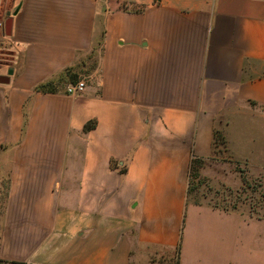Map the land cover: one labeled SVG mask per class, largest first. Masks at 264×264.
Listing matches in <instances>:
<instances>
[{"label": "crops", "instance_id": "0c3cea01", "mask_svg": "<svg viewBox=\"0 0 264 264\" xmlns=\"http://www.w3.org/2000/svg\"><path fill=\"white\" fill-rule=\"evenodd\" d=\"M93 50L95 83L60 90ZM194 160L264 170V0L0 13V264H261L264 218L189 194Z\"/></svg>", "mask_w": 264, "mask_h": 264}, {"label": "rangeland", "instance_id": "374dc122", "mask_svg": "<svg viewBox=\"0 0 264 264\" xmlns=\"http://www.w3.org/2000/svg\"><path fill=\"white\" fill-rule=\"evenodd\" d=\"M14 0H1L0 13L4 11H11ZM99 62V52L95 50L82 55L71 66L70 73L77 75V80L85 79L87 85L95 83V77L98 75L96 72ZM66 81V80H65ZM66 83H61V88L65 89ZM68 84V83H67ZM217 144L222 143V140H217ZM228 183H224L222 175H219L218 166H210L196 170H191V180L189 185V193L197 196L198 201H210L213 203H220L221 205L235 203L236 208H240L242 212L246 211L250 216L264 218V170L246 171L244 166L238 163L232 164ZM234 172H237L234 174ZM223 174V173H222ZM226 174V173H225ZM239 176L241 181L237 186L234 183V178ZM242 177L246 179L247 187L242 190L244 183ZM6 183L4 179L0 180V214L2 212L3 198L6 193ZM205 198V199H204ZM264 260V258H261ZM264 264V261L261 263Z\"/></svg>", "mask_w": 264, "mask_h": 264}, {"label": "trees", "instance_id": "16d2710c", "mask_svg": "<svg viewBox=\"0 0 264 264\" xmlns=\"http://www.w3.org/2000/svg\"><path fill=\"white\" fill-rule=\"evenodd\" d=\"M64 81V82H69V83H76L78 80H77V75L76 74H74V73H70V68H68V69H66L63 73H62V75L60 76V81ZM66 80V81H65ZM37 89H39V90H42V91H48V92H56L57 90H58V88H57V86L54 84V82L53 81H47V82H45V83H42V84H40L38 87H37ZM94 125H93V122H88L85 126H84V129H89V128H92ZM216 137H217V140H222V137H221V135L219 134V133H216ZM222 143H223V141H222ZM200 166V161H198V160H194L193 162H192V166H191V170L193 169H197L198 167ZM242 182L244 183V186L242 187V190L245 188V186L247 187V184H246V179H244L243 177H242ZM188 193H189V191H188ZM189 194H191V193H189ZM212 204H214V206H218L220 203H213L212 202ZM223 206V208L224 209H230V208H236V204L235 203H233V204H230V206L228 205V204H225V205H222ZM256 218H262V217H256ZM180 248L178 247V250H177V255H179V250ZM0 263H2L1 261H0Z\"/></svg>", "mask_w": 264, "mask_h": 264}, {"label": "built area", "instance_id": "2783aa9c", "mask_svg": "<svg viewBox=\"0 0 264 264\" xmlns=\"http://www.w3.org/2000/svg\"><path fill=\"white\" fill-rule=\"evenodd\" d=\"M86 85L87 84H86L85 79H80L76 83L67 84L64 91L65 93L70 94V95L81 93L84 91Z\"/></svg>", "mask_w": 264, "mask_h": 264}, {"label": "water", "instance_id": "95a60500", "mask_svg": "<svg viewBox=\"0 0 264 264\" xmlns=\"http://www.w3.org/2000/svg\"><path fill=\"white\" fill-rule=\"evenodd\" d=\"M5 26H6V30L8 31V29H9V27H10V26H9V21L6 22V25H5Z\"/></svg>", "mask_w": 264, "mask_h": 264}]
</instances>
